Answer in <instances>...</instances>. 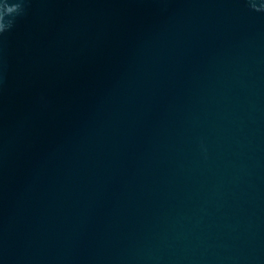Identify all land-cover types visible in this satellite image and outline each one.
I'll return each instance as SVG.
<instances>
[{
    "label": "water",
    "instance_id": "95a60500",
    "mask_svg": "<svg viewBox=\"0 0 264 264\" xmlns=\"http://www.w3.org/2000/svg\"><path fill=\"white\" fill-rule=\"evenodd\" d=\"M0 26V264H264V0Z\"/></svg>",
    "mask_w": 264,
    "mask_h": 264
},
{
    "label": "snow or ice",
    "instance_id": "6c2138e0",
    "mask_svg": "<svg viewBox=\"0 0 264 264\" xmlns=\"http://www.w3.org/2000/svg\"><path fill=\"white\" fill-rule=\"evenodd\" d=\"M3 2V0H0V3H2ZM0 30H2V26H0Z\"/></svg>",
    "mask_w": 264,
    "mask_h": 264
}]
</instances>
